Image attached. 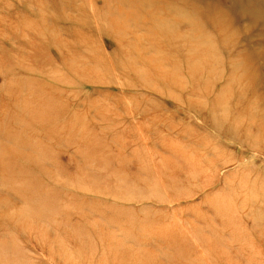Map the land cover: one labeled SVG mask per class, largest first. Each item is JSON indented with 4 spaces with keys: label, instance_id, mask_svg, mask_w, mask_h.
<instances>
[{
    "label": "rangeland",
    "instance_id": "rangeland-1",
    "mask_svg": "<svg viewBox=\"0 0 264 264\" xmlns=\"http://www.w3.org/2000/svg\"><path fill=\"white\" fill-rule=\"evenodd\" d=\"M0 264H264V0H0Z\"/></svg>",
    "mask_w": 264,
    "mask_h": 264
}]
</instances>
